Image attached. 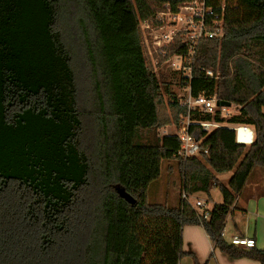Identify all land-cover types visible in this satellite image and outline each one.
<instances>
[{"label":"trees","instance_id":"1","mask_svg":"<svg viewBox=\"0 0 264 264\" xmlns=\"http://www.w3.org/2000/svg\"><path fill=\"white\" fill-rule=\"evenodd\" d=\"M192 1L0 0V264H201L183 250L186 226H202L232 259L264 264V250L222 237L264 170V0H206L207 28L223 22L224 34L201 40L191 86L220 105L190 119L222 127L192 126L202 152L184 159L177 135L159 131L179 128L188 110L168 76L147 67L141 24L160 25L159 13ZM185 52L177 37L168 58ZM222 103L239 113L224 116ZM237 125L254 128L253 145L236 143ZM172 160L179 204L151 203ZM213 189L224 201L204 219L190 199L209 202Z\"/></svg>","mask_w":264,"mask_h":264},{"label":"built area","instance_id":"2","mask_svg":"<svg viewBox=\"0 0 264 264\" xmlns=\"http://www.w3.org/2000/svg\"><path fill=\"white\" fill-rule=\"evenodd\" d=\"M211 13V9L206 7V0H193L178 7L176 12L170 9L158 14L157 18L160 25L154 26L149 22L141 24L142 46L146 65L157 76L165 73H175L178 78L176 98L182 106L188 110V116L182 121L181 126L176 128L177 137L181 140V148L178 156L184 159L194 158L201 154L200 143L190 133L192 126H201L205 131L222 127L216 122H193L190 114L210 113L213 114L217 109L216 98L207 97L205 94L194 95L192 92V61L196 56L198 46L202 39L220 38L224 34L223 22L214 21V31L207 28L206 17ZM182 40L186 47V52L174 54L168 58V49L175 43L176 38ZM158 57L166 58L161 63ZM206 75L214 77L210 70ZM226 112V108L223 109ZM235 133L236 143L244 146H251L255 142V130L248 125L232 126ZM186 199V196H183ZM198 210L200 217L210 218V209L206 207L205 202L197 201L193 204ZM201 223L202 220H200ZM222 237L223 234H222ZM231 245L236 247L253 249L256 248V242L253 238L235 236L230 241Z\"/></svg>","mask_w":264,"mask_h":264},{"label":"crops","instance_id":"3","mask_svg":"<svg viewBox=\"0 0 264 264\" xmlns=\"http://www.w3.org/2000/svg\"><path fill=\"white\" fill-rule=\"evenodd\" d=\"M226 113L229 116L239 113L236 106L226 108ZM253 128V127H252ZM233 172H226L218 175L221 182L227 183L232 177ZM164 198V195H163ZM211 201H207V195L197 194L193 196L190 201L205 202L208 209H212L215 205L223 203V195L219 189L211 191ZM238 208L227 219L232 218L233 229L232 233L227 232L226 228L223 232V238L230 243L231 239L235 236L253 238L256 242V248L264 250V170L256 169L250 180L248 181L241 196L237 197ZM168 203L172 206L179 204L173 200H165L157 203ZM177 202V201H176ZM239 212L240 217H236ZM183 250L186 253L192 254L197 257L201 264H261L252 259H232L228 255L216 249L205 229L202 226H186L183 230ZM180 264H194L193 258L190 256L184 257Z\"/></svg>","mask_w":264,"mask_h":264},{"label":"rangeland","instance_id":"4","mask_svg":"<svg viewBox=\"0 0 264 264\" xmlns=\"http://www.w3.org/2000/svg\"><path fill=\"white\" fill-rule=\"evenodd\" d=\"M168 76V81H171L170 86L172 92H176L178 90L177 87V82L173 81V79L176 80L177 76H171L173 75L172 73L168 72L165 73ZM88 96L86 95L85 92L82 93L81 98H87ZM166 99H169V96L166 97ZM224 116H229L227 113H223ZM176 133V126L175 125H170L168 127H165L159 131L160 136H165V135H175ZM163 173H162V178L159 181L158 185L155 186L152 190V197H151V203H157L165 200H173L175 203H178L179 197H180V178H179V170L177 166V161L172 160L170 162H164L162 165ZM164 195V198H163ZM177 201V202H176ZM196 202L194 201V204ZM208 208L209 204H208ZM236 217H240L239 212H237ZM233 229V221L232 218L230 217L227 223V232L232 233ZM18 240L21 242V236H18Z\"/></svg>","mask_w":264,"mask_h":264},{"label":"water","instance_id":"5","mask_svg":"<svg viewBox=\"0 0 264 264\" xmlns=\"http://www.w3.org/2000/svg\"><path fill=\"white\" fill-rule=\"evenodd\" d=\"M220 104H217V106H219ZM222 107H226V108H229L231 107V105L229 103H222L221 104ZM117 192L119 194V196L123 199H125L128 203L130 204H135L136 201L134 200V198L132 196H130L128 193H126L125 190L121 189V188H117Z\"/></svg>","mask_w":264,"mask_h":264},{"label":"bare ground","instance_id":"6","mask_svg":"<svg viewBox=\"0 0 264 264\" xmlns=\"http://www.w3.org/2000/svg\"><path fill=\"white\" fill-rule=\"evenodd\" d=\"M223 108H226V107H223Z\"/></svg>","mask_w":264,"mask_h":264}]
</instances>
